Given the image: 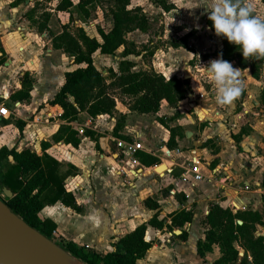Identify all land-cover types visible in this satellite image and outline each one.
Here are the masks:
<instances>
[{
  "label": "crops",
  "instance_id": "obj_1",
  "mask_svg": "<svg viewBox=\"0 0 264 264\" xmlns=\"http://www.w3.org/2000/svg\"><path fill=\"white\" fill-rule=\"evenodd\" d=\"M132 3L133 0L130 1L131 7H142L141 5L132 6ZM154 5L161 9L159 5L155 3ZM173 6L176 9V5ZM142 12L145 11L142 10ZM162 12L166 15L171 11L162 10ZM18 36L20 41L16 44L17 52L23 53L32 33H23L18 28ZM186 37V48L172 46V52L179 53L183 49L192 47L190 45L188 47L187 40L189 44H192L191 41L192 39L196 41V36ZM14 48H8L7 63L0 65V96L3 98L0 104L6 106L12 113L8 120L0 118V138L3 134V137H6L4 141H0V148L14 149L17 152L29 150L38 156L46 154L60 164L61 173L68 172L69 175L63 181V187L66 192L73 195L80 212L76 213L58 202L45 206L38 213L39 219L52 221L57 230L62 224V219L57 216H68V221L71 223L77 221L76 217L81 219L83 233L75 236L74 227L70 226L72 232L68 236L64 235V240L103 253L112 252L113 246L106 249L111 235L112 237L115 235V240H119L137 226L146 224L153 216H156L157 221L163 222L164 226L160 230L147 226L144 240L152 245L144 258L136 264H173L171 260L177 261L175 255H181L185 259L188 251H192V260L195 259L198 264H214V261L219 258L217 247H213L212 252L206 253L202 258L196 252L197 243L204 239L205 229L201 221L207 215L211 204H217L220 208L229 209L233 213L237 211L257 213L260 216V223L256 225L255 234L264 237V188L262 187L264 105L261 100L259 101L263 76L256 80L252 78L250 69L246 68L241 95L232 105L227 106V116L219 111L224 119L223 122L210 121L209 126L200 130L199 125L204 120L196 124L190 119L198 129L196 134L185 132L187 136L192 135L191 145L194 147L183 153L178 149L182 141H179L177 136L175 138L177 147L169 152L167 148L169 131L157 120V118H163L167 127L172 121V118L171 121H167L166 117L158 115L159 112L165 114L163 105L169 107L165 101L161 102L159 112L155 115L138 114L122 105L117 107L116 102L117 108H115L125 117L121 124L117 122L116 115L113 114L91 118L86 113H80L76 121L68 124L71 129L78 132L77 137L80 139L78 147L73 148L63 141H53L58 128L66 123L61 119L63 110L59 106L50 105L64 84L65 73L70 71L62 73L57 82L52 74H48L60 66L52 63L53 59L44 58L38 61L37 58L30 57L32 54L22 58L13 52ZM51 48L47 51H52L53 48ZM193 49L194 51L186 52L189 59L195 60L193 66L199 62L209 63L213 60V58L207 59L208 56L207 60L205 58L200 60V54L204 55L205 52L202 50L200 53L199 47H193ZM42 62L45 71L42 70L44 73L40 76V71L36 72V70L38 63L41 66ZM230 63L234 68H238L235 62ZM193 66L185 69H192ZM1 67L5 69L4 74L9 77L8 81L2 80ZM33 71L35 73H32ZM26 75H30L33 79L31 86L26 80L22 81L23 76ZM192 84L196 92L200 90L196 79ZM21 90L27 93V97L12 100L11 96ZM189 93L192 95L190 86ZM15 103L19 104L17 108L13 106ZM180 104H182L180 111L184 108L187 110L186 116L192 109L203 111L209 104L210 108L217 105L215 98L210 102L193 101L189 105L190 109L188 106H183V100ZM222 107L226 109L225 106ZM214 112H218L217 109ZM224 117L227 118V123ZM17 124L21 125V132ZM246 125L248 129L245 128ZM84 129L93 134L94 140L83 136ZM116 140L140 143L143 147L140 152L158 158L160 163L147 168L139 161L137 167L127 161H121L122 156L116 148ZM207 141H212L217 150L213 151L203 146ZM175 150H179L180 154L170 159L175 157L176 154L173 153ZM168 154L173 156L168 159ZM191 158H197L200 161L205 175L212 174L211 182L202 181L191 186L181 181L183 165L186 166ZM8 162L12 163L10 158ZM158 166H162V169L156 173L155 168ZM133 171L136 172L133 173ZM182 210L193 214L191 222L185 223L182 227L172 226L173 213ZM94 219L97 222L96 226H92ZM100 220L103 221L100 222ZM86 226L92 228H86ZM168 228H171V231H167ZM239 253L242 256L240 249Z\"/></svg>",
  "mask_w": 264,
  "mask_h": 264
},
{
  "label": "trees",
  "instance_id": "obj_2",
  "mask_svg": "<svg viewBox=\"0 0 264 264\" xmlns=\"http://www.w3.org/2000/svg\"><path fill=\"white\" fill-rule=\"evenodd\" d=\"M130 1L79 0L77 7L83 14H86L88 6L98 3L107 5L112 27L107 33L99 31L101 43L89 41L83 37V48L80 41L68 31L66 26L62 27L61 33L50 37L52 48L62 51L68 58L73 59L75 65L79 66L65 73L63 86L50 102V105L59 106L63 110L61 119L66 123L58 128L53 141H63L73 148L78 147L80 143L77 137L78 132L71 129L68 124L76 121L80 113H86L91 118L112 115L116 107L114 91L133 98L130 110L138 114H157L162 101H165L169 107L176 108L177 104L187 97L189 93L187 80L176 77L167 80L161 74L152 71L126 69L119 70V74L107 82L94 67L92 54L95 51L99 50L101 54L111 55L126 44L127 34L134 31L150 34V29L154 27V22L142 12V9L131 7ZM153 2L164 12L174 9L173 5H166L165 0H153ZM261 2L264 6V0ZM71 7H73L71 0H59L55 10L66 12ZM34 12L30 10L26 13L25 19L39 33L47 32L50 14L43 12L38 16V20L34 21ZM206 24L212 29V22L208 18ZM186 39L187 37H184L172 46L186 48ZM220 39L222 49L219 54H223L222 59L235 62L240 69L249 68L252 78L258 80L261 77L264 60L254 58L245 60L238 46L230 44L224 37ZM26 97L27 93L21 90L14 93L11 99ZM261 103L264 105V88ZM157 120L169 131L167 148L169 150L176 148L175 128L168 129L163 118H157ZM18 125L17 128L21 132V125L19 127ZM82 134L94 140L89 130L84 129ZM9 158L12 164L4 170ZM136 158L147 168L160 163L158 158L143 152L137 153ZM60 167L59 163L46 154L38 156L29 150L17 152L14 149L0 148V190L6 189L12 195L11 198H5V205L31 229L46 239L52 238L56 225L50 220L39 219L38 213L45 206L59 202L76 213L80 212L73 195L66 192L63 187V181L69 174L61 173ZM262 187L264 188V181ZM192 218L193 214L190 211L175 212L171 218V225L182 227L185 223H190ZM237 221H241V225H238ZM259 223L260 216L257 213L251 211L233 213L229 209L220 208L217 204H211L207 215L201 221L205 231L204 239L196 245L197 255L202 258L206 253H211L213 247H217L219 258L214 261V264H264V237L255 234L256 225ZM147 226L160 230L164 225L163 222L157 221L156 216H153L146 224L137 226L120 238L113 245L114 250L107 253L63 239L55 244L82 264H136L144 258L152 245L144 240ZM239 249L242 251V256Z\"/></svg>",
  "mask_w": 264,
  "mask_h": 264
},
{
  "label": "rangeland",
  "instance_id": "obj_3",
  "mask_svg": "<svg viewBox=\"0 0 264 264\" xmlns=\"http://www.w3.org/2000/svg\"><path fill=\"white\" fill-rule=\"evenodd\" d=\"M71 1L73 3V7H71L68 11L57 12L55 10V6L59 0H0V65L2 66L5 62L7 63L9 58V55H7L8 48L10 49L16 47L13 49V52L20 55L22 58H27L29 54H32L30 57L35 59L37 58L38 61L41 59L43 60L44 58H51L53 59L52 63L59 64L60 66L58 65L59 67H56L55 71L48 73L50 75L52 74L53 78L57 82L59 81L62 73L67 71L71 72L78 68L79 66L74 64L73 59L66 57L63 52L53 50L51 48V42L49 41L50 37L52 35L59 34L62 31V27L66 26L68 31L80 41L84 48L83 37L89 41L101 43L99 31H103L105 33L109 32L112 27V19L109 15L108 9H106L107 5L105 3L88 6L86 7V14H83L77 7L79 0ZM132 4V6L141 5L142 10L145 11L144 13L152 22H154L153 24L155 25L152 29H150V34L148 36L144 34L142 35L140 32H133L132 34L126 36V44L118 48L111 55L101 54L99 50L92 54L94 67L100 72L102 77L107 82H110L116 75H118L119 70L128 69L131 71H137L146 69L147 71L161 74L167 79L177 77L181 80H187L188 84H190V78L193 76L194 72L190 68L187 70L185 68L192 67L195 60L189 59L190 57L186 54V52L194 51L193 47H199L201 48L200 53L202 50L205 52L204 55L200 54V60H205L203 59L205 56H208L207 59L213 58V60L217 57L220 58L218 54L222 49L221 39L215 35L214 29H210L206 24V19L210 13L202 7H198L199 0H165L166 5H176V9L171 10V12L166 15H163L162 10L158 6L154 5L153 0H133ZM255 6V14L264 15V6L261 0H255ZM30 10L35 11L33 13L34 21L38 20V16L43 12H48L50 14L48 22L49 30L47 32L39 33L35 28L30 26L29 22L25 19V14ZM18 28H20L23 33H32V36L25 45V52L23 53L17 52L16 44L20 41ZM186 36H196V41H193L192 39V44H189L187 40L188 47L189 45L192 47L187 50L183 49V51H180L179 53H176L175 51L172 52V44L178 42ZM49 48H51L52 51L48 52L47 49ZM42 64L43 62L40 66L38 63L36 70V72L40 71V76L45 71ZM2 72V80L8 81L9 77L4 74V68H2ZM32 73H35V71ZM261 76L264 77V63ZM30 78V75H26L25 77L23 76L22 81L26 80V82L31 86L33 79ZM262 82L261 90H259V101L261 100V92L264 88V79ZM203 87L207 89L205 85H203ZM253 89L255 90L254 87ZM114 97L117 102V107L122 105L130 109L133 98L124 96L119 91H114ZM196 99L197 98L195 97L194 101ZM180 103L181 102L177 104L176 108H169L163 105L165 114L163 112H159L158 115L166 117L167 121L172 120L168 124V129L175 128L177 139L182 141V144L178 147V149L183 153L194 147L191 145V139L193 138L192 135L187 136L185 135V132H188L189 134H196V130L198 129L195 124L191 123L190 119H192V121L196 124L204 120V122L199 125V129L202 130L205 126H209L208 124L210 121L223 122L224 119L222 115H220L219 111L227 116V106H225L226 109H223L221 105L217 104L216 107L210 108L211 105L209 104L208 107H204L203 111L192 109L186 116L185 113L187 110L183 107L184 110L180 111V107H182V104ZM116 108L112 114L116 115L117 122L121 124L125 117L122 113H119ZM215 109H217L218 112H214ZM225 121V123H227V118H225ZM245 128L248 129V126L246 125ZM3 136L4 134L2 135V138H0V141L5 140L6 137ZM203 146L209 147L213 151L217 150L212 141L205 142ZM169 152L171 151L169 150ZM170 156L172 157L173 155L168 154V159ZM176 156L177 155L170 159L176 158ZM10 164L12 163H6L4 170L8 169ZM57 217L62 219L61 227H58V230L56 229L52 233L51 239H46L42 236L55 246V243L65 239L64 235L68 236L72 232L70 226L74 227L73 233L75 236L83 233V231L81 232L83 222L80 218L76 217L77 221H73L71 223L68 221V216ZM102 221L103 220H100V222ZM96 224L97 222H95L94 219L92 226H96ZM86 228L92 227L86 226ZM169 230L171 231V228H168L167 231ZM175 231L178 230L175 229ZM115 238V235L114 237L111 235L108 246H106L107 250L110 246L112 248V246L118 241L117 239L115 240ZM158 241L160 242V240ZM186 254L187 257L185 259L182 258L181 255H175V257H177V261L171 260V263L198 264L195 259L194 261L192 260V251H188Z\"/></svg>",
  "mask_w": 264,
  "mask_h": 264
},
{
  "label": "clouds",
  "instance_id": "obj_4",
  "mask_svg": "<svg viewBox=\"0 0 264 264\" xmlns=\"http://www.w3.org/2000/svg\"><path fill=\"white\" fill-rule=\"evenodd\" d=\"M198 7L210 13L215 35L238 46L245 60H264V15L255 14V0H199ZM219 55L205 68L215 88L216 103L230 106L242 93L247 69L234 68Z\"/></svg>",
  "mask_w": 264,
  "mask_h": 264
},
{
  "label": "water",
  "instance_id": "obj_5",
  "mask_svg": "<svg viewBox=\"0 0 264 264\" xmlns=\"http://www.w3.org/2000/svg\"><path fill=\"white\" fill-rule=\"evenodd\" d=\"M161 167L155 172L159 173ZM3 194L12 197L6 189ZM237 224L241 225V221ZM34 232L0 200V264H58L37 242Z\"/></svg>",
  "mask_w": 264,
  "mask_h": 264
},
{
  "label": "built area",
  "instance_id": "obj_6",
  "mask_svg": "<svg viewBox=\"0 0 264 264\" xmlns=\"http://www.w3.org/2000/svg\"><path fill=\"white\" fill-rule=\"evenodd\" d=\"M207 62H199L195 64L192 68L194 74L193 77L190 78V89L192 91V95L190 94V98L186 97L183 102L184 105L188 106V109H190L191 102L194 101V98L197 99L195 101L200 102H210L213 98H215V88L212 84L210 78L207 75L206 66ZM193 78V79H192ZM197 81L199 85V91H195L193 88V80ZM203 85L208 86L207 89L203 87ZM188 94V95H189ZM3 99L2 96H0V100ZM194 101V102H195ZM14 108H17L19 106L18 103L13 104ZM12 113L8 110V108L2 104H0V118L8 120L11 117ZM116 148L119 150L122 159L121 161H127L133 166H138L139 162L136 158V154L143 150V147L140 143L136 141H124V140H116ZM169 153V152H168ZM174 154L178 155L180 154L179 150H175L173 152ZM136 171H133V173ZM180 179L185 184H190L191 186H194L202 181L211 182L213 177L211 175H205L202 168L200 161L197 158H191L188 161V164L186 166L183 165V172L180 176ZM5 196L3 194V191L0 190V200L5 203Z\"/></svg>",
  "mask_w": 264,
  "mask_h": 264
},
{
  "label": "bare ground",
  "instance_id": "obj_7",
  "mask_svg": "<svg viewBox=\"0 0 264 264\" xmlns=\"http://www.w3.org/2000/svg\"><path fill=\"white\" fill-rule=\"evenodd\" d=\"M34 237L37 242L43 247V249L58 263V264H82L77 260L73 259L69 254L52 244L50 241L46 240L36 232H34Z\"/></svg>",
  "mask_w": 264,
  "mask_h": 264
}]
</instances>
